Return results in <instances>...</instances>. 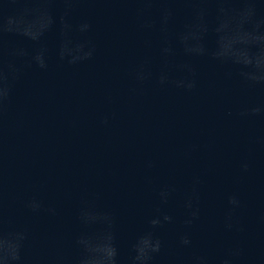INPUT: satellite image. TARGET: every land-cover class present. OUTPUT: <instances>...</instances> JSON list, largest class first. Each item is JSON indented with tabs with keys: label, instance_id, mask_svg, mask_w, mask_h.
I'll list each match as a JSON object with an SVG mask.
<instances>
[{
	"label": "water",
	"instance_id": "obj_1",
	"mask_svg": "<svg viewBox=\"0 0 264 264\" xmlns=\"http://www.w3.org/2000/svg\"><path fill=\"white\" fill-rule=\"evenodd\" d=\"M149 234L264 264V0H0V264Z\"/></svg>",
	"mask_w": 264,
	"mask_h": 264
},
{
	"label": "clouds",
	"instance_id": "obj_2",
	"mask_svg": "<svg viewBox=\"0 0 264 264\" xmlns=\"http://www.w3.org/2000/svg\"><path fill=\"white\" fill-rule=\"evenodd\" d=\"M163 219L164 221H170L171 218L169 216H164ZM159 223L160 221L156 219L150 221V224L153 227L159 225ZM187 223H191V221H188ZM181 243L187 245L189 243V240L187 239V237H182ZM133 251L135 252V255L132 257L133 264H148V261H150L152 258V254L160 251V241L159 239L153 241L151 239V234H149L148 237L140 238L133 245ZM116 255L117 253L115 247L111 246L110 254L105 260L104 264H116ZM15 259L19 260V255H17ZM89 264H93V260L90 261Z\"/></svg>",
	"mask_w": 264,
	"mask_h": 264
}]
</instances>
